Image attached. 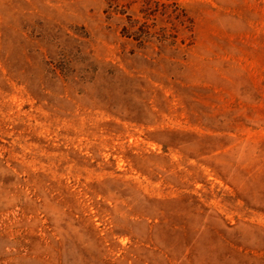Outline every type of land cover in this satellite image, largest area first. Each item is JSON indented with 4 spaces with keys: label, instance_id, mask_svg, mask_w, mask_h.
<instances>
[{
    "label": "rangeland",
    "instance_id": "1",
    "mask_svg": "<svg viewBox=\"0 0 264 264\" xmlns=\"http://www.w3.org/2000/svg\"><path fill=\"white\" fill-rule=\"evenodd\" d=\"M176 1L0 0V264H264V0Z\"/></svg>",
    "mask_w": 264,
    "mask_h": 264
},
{
    "label": "trees",
    "instance_id": "2",
    "mask_svg": "<svg viewBox=\"0 0 264 264\" xmlns=\"http://www.w3.org/2000/svg\"><path fill=\"white\" fill-rule=\"evenodd\" d=\"M138 1V0H137ZM153 1L154 3V13H153V21L149 24L144 21L137 30L131 31L127 33L128 36H131L134 40H138L140 45L146 47L148 43L154 42L152 38L160 41L159 44H162L164 40H166V36L163 35L165 31V27L159 25V23L163 20L165 15L169 18L172 22V28H176L177 21H181L180 17L182 16V9L180 8L179 2L176 0H171L170 2H165V0H142L140 11L146 13L147 5ZM151 5V4H150ZM172 6V8H171ZM180 19V20H179ZM191 21V19H190ZM153 29V30H152ZM163 30L162 34L163 37H159L156 35V32ZM175 33L171 34V37H175ZM172 40V38L170 39ZM175 40V39H174ZM172 40V41H174Z\"/></svg>",
    "mask_w": 264,
    "mask_h": 264
}]
</instances>
